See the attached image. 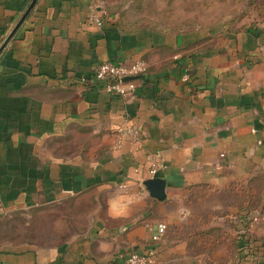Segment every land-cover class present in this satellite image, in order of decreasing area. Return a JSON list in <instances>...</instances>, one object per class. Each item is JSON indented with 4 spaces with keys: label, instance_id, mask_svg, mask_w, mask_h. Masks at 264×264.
I'll list each match as a JSON object with an SVG mask.
<instances>
[{
    "label": "crops",
    "instance_id": "crops-1",
    "mask_svg": "<svg viewBox=\"0 0 264 264\" xmlns=\"http://www.w3.org/2000/svg\"><path fill=\"white\" fill-rule=\"evenodd\" d=\"M31 2L0 0V47ZM133 5L37 0L0 53V233L64 201L87 218L63 242L0 238V264H264V14L166 29ZM106 60L146 63L134 94L97 84Z\"/></svg>",
    "mask_w": 264,
    "mask_h": 264
},
{
    "label": "rangeland",
    "instance_id": "rangeland-1",
    "mask_svg": "<svg viewBox=\"0 0 264 264\" xmlns=\"http://www.w3.org/2000/svg\"><path fill=\"white\" fill-rule=\"evenodd\" d=\"M263 0H134L123 16L129 23H151L158 28L188 29L202 25L235 23L261 19ZM79 215V214H78ZM87 225L86 217L75 214V202H63L36 213L7 218L1 228L11 240L63 242ZM33 228V229H32ZM35 230V231H34ZM5 232V231H4Z\"/></svg>",
    "mask_w": 264,
    "mask_h": 264
},
{
    "label": "built area",
    "instance_id": "built-area-1",
    "mask_svg": "<svg viewBox=\"0 0 264 264\" xmlns=\"http://www.w3.org/2000/svg\"><path fill=\"white\" fill-rule=\"evenodd\" d=\"M103 18L104 11L95 7L90 13L89 21L102 25ZM145 71L146 63L142 60H136L130 64L115 60H106L96 67L94 78L97 84L107 93L126 98L135 93L137 79H124L130 76L142 75ZM155 172L156 166L151 168V173L154 174ZM148 227L151 230L150 238L153 241L161 240L167 232V224L163 222L155 227L151 225H148ZM124 261L125 264H155L156 254L154 250L129 252L124 255Z\"/></svg>",
    "mask_w": 264,
    "mask_h": 264
},
{
    "label": "water",
    "instance_id": "water-1",
    "mask_svg": "<svg viewBox=\"0 0 264 264\" xmlns=\"http://www.w3.org/2000/svg\"><path fill=\"white\" fill-rule=\"evenodd\" d=\"M36 1L37 0H32V2L28 6V8L24 12V14L22 15V17L18 21V23L14 26L13 30L11 31V33L8 35V37L6 38V40L1 45V47H0V53L3 51V49L6 47V45L8 44V42L15 35L16 31L18 30V28L22 25V23L24 22V20L26 19V17L29 15V13L31 12L32 8L34 7ZM142 77H144V74L138 75V76L126 77L124 80L138 79V78H142ZM148 188L151 190V192L155 196H157L159 198L162 197L163 194H164V182H162L160 179L154 180L152 183H150L148 185Z\"/></svg>",
    "mask_w": 264,
    "mask_h": 264
},
{
    "label": "trees",
    "instance_id": "trees-1",
    "mask_svg": "<svg viewBox=\"0 0 264 264\" xmlns=\"http://www.w3.org/2000/svg\"><path fill=\"white\" fill-rule=\"evenodd\" d=\"M261 6V5H260ZM259 6V7H260ZM262 8H264V7H262ZM264 14V12L262 13V15ZM262 17V16H261ZM259 20H261L260 18L257 20V21H253V22H258ZM202 26H204V25H202Z\"/></svg>",
    "mask_w": 264,
    "mask_h": 264
}]
</instances>
